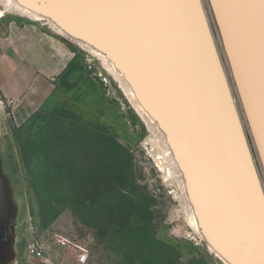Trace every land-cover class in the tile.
I'll return each instance as SVG.
<instances>
[{"label":"rangeland","instance_id":"obj_1","mask_svg":"<svg viewBox=\"0 0 264 264\" xmlns=\"http://www.w3.org/2000/svg\"><path fill=\"white\" fill-rule=\"evenodd\" d=\"M198 1L264 198V0ZM8 4L0 0V38L12 24L33 23L74 53L59 82L63 103L38 113L57 111L75 127L114 133L127 151L101 142L106 158L82 162L70 174L66 163L52 162L50 147L31 145V170L17 137L33 116L17 120L10 107H0V264H78L60 243L66 237L87 246V264H241L195 228L184 179L162 167L156 133L100 56L52 27L49 5L36 20ZM112 179L123 184L120 206L87 207L94 182ZM34 240L47 246V255L28 253Z\"/></svg>","mask_w":264,"mask_h":264},{"label":"bare ground","instance_id":"obj_2","mask_svg":"<svg viewBox=\"0 0 264 264\" xmlns=\"http://www.w3.org/2000/svg\"><path fill=\"white\" fill-rule=\"evenodd\" d=\"M7 1L36 20L49 5L52 27L100 56L184 179L195 228L264 264V198L199 1Z\"/></svg>","mask_w":264,"mask_h":264},{"label":"crops","instance_id":"obj_3","mask_svg":"<svg viewBox=\"0 0 264 264\" xmlns=\"http://www.w3.org/2000/svg\"><path fill=\"white\" fill-rule=\"evenodd\" d=\"M7 35L0 38V90L5 99H15L11 109L17 120L63 103L59 82L73 60L72 49L33 23L12 24Z\"/></svg>","mask_w":264,"mask_h":264},{"label":"trees","instance_id":"obj_4","mask_svg":"<svg viewBox=\"0 0 264 264\" xmlns=\"http://www.w3.org/2000/svg\"><path fill=\"white\" fill-rule=\"evenodd\" d=\"M70 65V64H69ZM35 114V115H34ZM31 122L26 125L21 135L17 137V142L23 152L26 166L31 170L34 169V156L29 148L32 146H41V148L50 147L53 151L54 164L59 167L66 163L71 174L76 165H82L86 162H96L99 159L106 158V152L101 145V142L113 144L116 149H120L122 154H125L127 148L119 141L114 133L107 132H90L85 128L75 127L74 123L63 121L59 116V112H35ZM67 126V127H65ZM71 144L72 149L69 151L63 150V146ZM89 145H96L91 153H87L85 148ZM117 179V178H116ZM112 179L106 182H94V195L92 199L87 201V207H93L97 210L117 209L121 204L120 191L123 189V184ZM133 182V179H129ZM118 204V207L116 205Z\"/></svg>","mask_w":264,"mask_h":264},{"label":"built area","instance_id":"obj_5","mask_svg":"<svg viewBox=\"0 0 264 264\" xmlns=\"http://www.w3.org/2000/svg\"><path fill=\"white\" fill-rule=\"evenodd\" d=\"M16 104L15 99L13 98H7L5 99L1 95L0 90V107H10L12 108ZM60 243L62 245L67 246L72 252L73 257H75V260L78 264H87L89 260V250L87 246L83 245L82 243L69 239V238H62ZM27 251L30 255H33L35 257H43L47 255L48 248L47 246L42 242L38 240H34L31 243L28 244Z\"/></svg>","mask_w":264,"mask_h":264}]
</instances>
